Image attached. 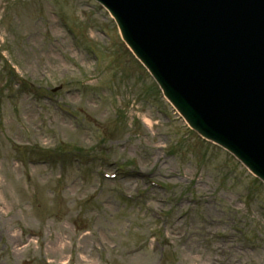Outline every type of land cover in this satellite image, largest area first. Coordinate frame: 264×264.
Returning a JSON list of instances; mask_svg holds the SVG:
<instances>
[{"label": "rangeland", "instance_id": "obj_1", "mask_svg": "<svg viewBox=\"0 0 264 264\" xmlns=\"http://www.w3.org/2000/svg\"><path fill=\"white\" fill-rule=\"evenodd\" d=\"M137 61L96 0H0V264H264L263 182Z\"/></svg>", "mask_w": 264, "mask_h": 264}, {"label": "water", "instance_id": "obj_2", "mask_svg": "<svg viewBox=\"0 0 264 264\" xmlns=\"http://www.w3.org/2000/svg\"><path fill=\"white\" fill-rule=\"evenodd\" d=\"M98 1L116 18L124 39L189 123L264 179V0H249L251 8L247 0H237L241 10L232 8L229 0ZM168 5L180 9L168 11ZM173 14L187 16L172 20ZM188 15L194 18L192 34L177 28L191 21ZM198 26L210 33L207 39L194 29ZM256 50L261 54L253 57ZM146 55L166 76L180 79L181 90L175 87L179 96L190 101L193 94L190 102L197 98L207 114L188 106L193 118Z\"/></svg>", "mask_w": 264, "mask_h": 264}, {"label": "bare ground", "instance_id": "obj_3", "mask_svg": "<svg viewBox=\"0 0 264 264\" xmlns=\"http://www.w3.org/2000/svg\"><path fill=\"white\" fill-rule=\"evenodd\" d=\"M231 3H230V5H231V7L232 8H237V10H241V8H242V5H239V3H238V1L237 0H229ZM242 3H243V0H242ZM244 6V5H243ZM174 8V6H170L169 7V5L168 6H166V9L168 10V11H175V12H178L179 11V7H176V10H174L173 9ZM244 8H247L248 9V7L247 6H245ZM248 10H250V9H248ZM180 16H187V15H183V14H173V17H172V20L173 19H177L178 17H180ZM188 17L189 18H186V19H190L191 21L188 23H185V24H183V25H177V28H178V30L181 32V31H186V30H188L189 28H191V26L193 25V26H195L194 25V18H192L190 15H188ZM196 24V23H195ZM195 30L197 29V30H199L200 31V33H202L203 32V29H202V27H200V26H198V28H194ZM196 30V31H197ZM33 35H35V33L33 34ZM170 53H171V51H170ZM170 53H168V54H170ZM261 53H260V51H257L256 50V52H254V55H253V57L254 56H258V55H260ZM264 57V56H263ZM257 70V69H256ZM248 82L249 83H253L252 85H254V86H256V84H258V83H256L257 81L256 80H252V78H249V80H248ZM255 82V83H254ZM187 95V94H186ZM185 99H186V97H182L181 98V100L182 101H185ZM263 123V122H262ZM149 124H152L151 123V121H150V123ZM215 223V221H211L210 223H209V225H211V224H214ZM219 249L222 251V252H224L225 253V251H230L231 250V247H219ZM233 256V259H226L225 257H220V256H216V257H214V258H212V260H213V264H236V261H238V258L236 257V256H234V255H232ZM207 260L209 261V258H207ZM201 262H203V263H201V264H208V261H204V259H201L200 260Z\"/></svg>", "mask_w": 264, "mask_h": 264}]
</instances>
